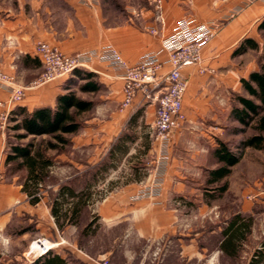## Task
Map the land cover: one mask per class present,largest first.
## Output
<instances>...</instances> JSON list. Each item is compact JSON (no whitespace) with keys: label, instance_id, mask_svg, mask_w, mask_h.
I'll return each mask as SVG.
<instances>
[{"label":"crops","instance_id":"1","mask_svg":"<svg viewBox=\"0 0 264 264\" xmlns=\"http://www.w3.org/2000/svg\"><path fill=\"white\" fill-rule=\"evenodd\" d=\"M17 1L15 9H0V64L8 71L12 67L10 64H19V76L23 79L41 71V62L34 52L39 41L65 52L110 44L124 61L132 65L148 52H155L164 61L167 50L163 42L172 35L176 22L184 16L198 23L218 26L215 36L202 48V62L186 65L182 69L188 82L182 99L186 119L182 128L172 136L167 178L161 196L138 201L132 199L148 182L131 178L116 190L123 195L105 198L98 203L97 211L102 223H126L124 236L129 241H143L138 249L123 250V264H219L218 258L228 257L220 244L230 219L238 213L246 217L251 215L253 222L259 216L264 217V193L255 202L242 201L229 218H217L212 213L216 204L208 205L217 196L208 197L205 194L212 191L206 189L204 182L207 171L218 165L213 155L217 140L223 139L233 125L230 114L236 96H248L242 88L241 79H247L250 72L258 69L254 60L240 62L244 55L257 49H248L237 55L234 50L246 38L258 43V49L263 48L258 34L262 31L259 24L264 18V0L252 3L246 0H160L161 20L156 18L155 0H148L145 7L130 10L126 22L115 25L107 23L99 0H27V10L25 0ZM2 12H5V17H2ZM57 13L67 15L62 33H58L55 27ZM150 27L157 32L151 33L148 30ZM4 38L8 40L3 41ZM85 69L93 72L112 95L111 99L120 103L123 89L121 70L97 59ZM163 70H168V64H164ZM63 81L57 79L26 90L16 106L32 110L54 105L56 96L63 92ZM8 91L0 88V100L7 97ZM154 119L155 104L141 102V95L138 94L133 104L113 119V125L119 128L112 145L124 132V123L127 128L147 129L148 126L153 127ZM85 140L80 137L79 142L74 141V144L84 145ZM141 140L138 134L132 140L127 139L124 142L127 148L125 156L130 153L131 146H140ZM144 145L148 155L157 160V142L149 138V143L144 142ZM4 157L0 134V172ZM57 232V224L48 207L43 208L40 201L32 203L21 185L0 181V264H25L24 245L36 236L54 240ZM126 243L123 241V244ZM156 249L159 252L154 255ZM68 250L71 251H65ZM59 251L55 252L61 254ZM249 260L246 258L245 264H249ZM81 261V264L103 263L100 259L96 261L85 257Z\"/></svg>","mask_w":264,"mask_h":264},{"label":"rangeland","instance_id":"2","mask_svg":"<svg viewBox=\"0 0 264 264\" xmlns=\"http://www.w3.org/2000/svg\"><path fill=\"white\" fill-rule=\"evenodd\" d=\"M99 1L102 13L107 23L111 25L126 22L130 16V10L135 7H145L148 4V0ZM17 4V0H0V9H8L10 7L15 9ZM27 6L28 3L27 0H25L24 7L26 10ZM2 17H5V12H2ZM55 17V27L58 33H62L66 25L67 15L65 13H57ZM258 39L261 44L264 43V30L259 31ZM7 40L6 38L3 39V41ZM79 51L83 50L63 52L73 54ZM262 52V47L257 50H252L247 55H244L242 59H240V62L242 61L244 63L248 60H254L257 65L258 61L261 60ZM10 65L12 66L11 69H9L10 71L6 70L1 64L0 70L9 75L12 74L15 83L22 86H27L30 82L38 79L40 75L44 73V67L41 64V71H39L38 74L33 75L31 78L26 77L23 79L19 76V64L15 63ZM48 82H44L37 87ZM0 88L5 89L2 87ZM9 95L10 92L8 91L7 97L0 101H7ZM78 95L83 97V99L93 100L95 106L90 111L82 114L83 126L76 134L69 136L71 140L70 145H66L63 150L59 152L55 150L47 151V154L52 158L53 164L50 167L48 176L40 183L39 190L37 191L38 201L41 202L43 208L46 206L50 209V205L57 196L56 194L62 185L69 184L79 189L78 187L82 186L85 181L89 179L90 176H88V173L97 170L98 167H101L103 162L108 160L106 155L111 148L110 146L112 145L113 138L115 134H117V129L119 128L117 125H113V119L122 112V110H120V103L115 99H111L112 95L107 91V88L102 86L101 90L95 94L78 92ZM106 96H109L108 99ZM16 107L17 106L14 105L13 108ZM1 110L2 108L0 107V113ZM9 114L5 120L4 129H0V134L3 139V153L5 156L8 151L9 141L15 140L13 136L14 131L10 129L13 122L9 121ZM2 121L3 119L0 118V124ZM232 124L238 125L235 122ZM123 131L134 134L135 136L137 134L140 135L142 137L140 146L139 144L131 146L128 150L130 153L127 156L124 154L119 160L107 161L109 162V166L103 171V175L98 177L95 187L93 188L92 204L86 208L79 224H64L62 228L57 226L58 232L54 240L47 236H36L24 245L25 250L23 251V257L25 264H32L34 262L32 257L42 250V248L37 249L38 247L35 245L36 239L42 238L47 240V244H55L50 251L55 252L60 250L59 252L66 258V264H81V258L84 257L96 261L100 259L101 262H103L102 264H123L125 261V257L122 253L124 249L133 251L137 247L139 248L143 245V241L139 242L135 239L129 241V238L124 236L127 232L126 223H118L116 225L112 223H102L100 222L97 211L98 203L102 202L105 198L112 197V195L117 197L123 195L116 190L118 187L124 186L127 180L133 178L149 182L151 179V174L154 169L153 162H155L156 159L153 158V155H148L144 142L148 144L149 138L155 141L154 128L150 126H148L147 129H139L137 127L127 128V124L124 123L122 132ZM227 131L223 139L232 144H235L241 140V138L243 139L254 132L250 128H247L242 134L230 135ZM80 137L84 138V140L87 138L84 145L74 144V141L79 142ZM46 139H49V137L42 136L33 139V137L28 136L24 138V140L21 139L20 142L27 143L30 140H34L36 143H39L41 140ZM231 147V149L236 152V148L234 146ZM152 160L153 162H151ZM135 166H137V172L134 168ZM0 176V181L15 182L22 186L25 181L26 171L25 169L13 171L12 166L5 165L3 161ZM226 183L227 189L222 192L221 195H218L215 200L213 199L208 202L209 206L216 204L217 207L213 208L212 213H215L217 218H229L231 213L238 210V206L242 201L255 202V200H258L261 194L264 193V151L246 148L240 161L231 168V172L226 178ZM258 193L260 194L258 195ZM28 197L31 199L30 196ZM208 213L207 211L206 215H208ZM89 222H92L91 226L87 232H84L83 229ZM263 240L264 217L259 216L254 219L252 231L245 240L238 255L234 258L221 256L218 258L219 264H245L246 258H250L256 248H262L261 243ZM123 241L127 242L126 245L123 244ZM66 249H70L71 251H65ZM156 252H159V249H156L154 253Z\"/></svg>","mask_w":264,"mask_h":264},{"label":"trees","instance_id":"3","mask_svg":"<svg viewBox=\"0 0 264 264\" xmlns=\"http://www.w3.org/2000/svg\"><path fill=\"white\" fill-rule=\"evenodd\" d=\"M259 29L264 30V18L259 24ZM258 43L251 38L240 42L234 53L241 54L248 49H258ZM81 81V82H80ZM242 88L248 96L237 95L232 104L231 119L238 125L228 128L230 135H239L250 128L254 132L245 138H241L235 144L224 139L217 140V146L213 149V155L218 163L215 168L207 171L204 182L208 197L221 195L227 188L226 180L231 168L236 165L243 156L246 148L264 151V43L261 60L258 61V69L250 72L247 79H241ZM102 84L96 75L85 68H77L71 76L64 79L63 92L56 96L54 105H45L28 110L23 106H17L9 114V121L13 122L10 129L14 131L15 140L9 141L8 151L4 160L5 165L12 166V170L25 169L26 177L22 184V190L31 197L35 203L39 200L37 191L39 185L48 176L52 166V158L47 154L49 150L61 151L66 145L71 144L70 135L76 134L83 126L82 114L90 111L95 102L80 97L81 93H97ZM31 136L34 138L48 136L49 139L36 143L30 140L27 143L21 139ZM135 135L123 132L117 142L110 146L106 158L107 161L117 160L127 148L124 142L132 140ZM231 146L236 148L233 151ZM103 162L101 167L88 173L89 179L79 189L72 185H62L57 196L50 205V212L59 228L64 224H79L86 208L92 204L93 188L99 176L108 168L109 162ZM136 172L137 166L134 167ZM92 222L85 225L83 231L87 232ZM253 217L242 216L239 213L232 216L223 233L220 244L221 250L234 258L238 255L242 242L251 232ZM262 248H256L251 254L249 264H264V240ZM66 258L61 254L48 251L38 257L32 264H65Z\"/></svg>","mask_w":264,"mask_h":264},{"label":"built area","instance_id":"4","mask_svg":"<svg viewBox=\"0 0 264 264\" xmlns=\"http://www.w3.org/2000/svg\"><path fill=\"white\" fill-rule=\"evenodd\" d=\"M246 1L252 3L258 0ZM155 2L156 18L161 20V1L155 0ZM217 28V25L198 23L195 19L184 16L176 22L172 35L163 42L167 50V58L164 61L155 52H148L132 65L124 61L115 47L110 44L67 54L56 46L39 41L35 45L34 52L44 67V73L38 79L27 86H22L15 83L12 74L9 75L0 70V87L10 92L7 101H0L2 108L0 118L3 119L0 129H4L8 114L14 105L23 99L26 90L44 82L65 79L77 68H86L94 59L102 61L109 67L122 71L123 89L120 110L130 107L138 94L141 95V102L155 104L153 132L158 144L159 157L155 161L150 181L137 191L132 199H157L162 194L163 184L167 178L168 149L172 136L174 132L182 128L186 119L182 99L188 82L182 74V69L186 65H197L202 62V48L215 36ZM148 30L151 33L157 32L154 27ZM164 64H168L167 71L163 70ZM200 70L205 69L200 68ZM46 242L44 238L36 239L37 249L42 248V250L32 257L33 261L38 256L46 254L55 245L54 243L46 245Z\"/></svg>","mask_w":264,"mask_h":264}]
</instances>
